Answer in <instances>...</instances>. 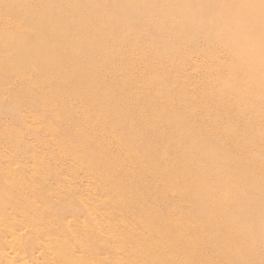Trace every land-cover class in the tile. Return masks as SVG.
<instances>
[{"label": "bare ground", "instance_id": "6f19581e", "mask_svg": "<svg viewBox=\"0 0 264 264\" xmlns=\"http://www.w3.org/2000/svg\"><path fill=\"white\" fill-rule=\"evenodd\" d=\"M103 4L107 9L100 8ZM121 11H135L136 18L128 22L127 16L118 17ZM169 27L177 28V34L169 36ZM99 40H105L104 46H90ZM139 43L147 52L136 48L134 58L123 56L126 47L132 51ZM203 52L223 59L219 67L208 60L200 72L215 77L213 83H206L204 100L183 88L194 78L190 66L197 59L192 64V54ZM164 57L166 62H161ZM88 58L109 65L120 80H113L108 89L106 83L98 85L95 81L109 82L111 75L103 74L104 68L101 73ZM165 64L171 71L163 68ZM134 73L164 82L162 90L152 95L162 107H158L162 116L146 113L143 107L126 114L139 102L133 104L137 98L133 101L131 91H144L142 83H134ZM115 85L126 90V96L116 94ZM173 86L180 90L172 97L167 92ZM236 99L244 104L237 105ZM185 101L189 108L203 105L215 112L207 111L206 118H200L193 110L178 121ZM4 106L28 114L27 130L55 126L57 131L34 132L38 150H21L18 161L7 158L15 169L25 161L23 170L14 174L0 165V177L10 179L0 187V204L15 194L10 213L0 219V225H9L0 230V264H225L226 256L212 258L199 250L198 241L179 247L176 238L183 234L180 229L175 232L169 219L172 213L185 214L187 224L201 220L207 232L218 233L216 219L221 213L216 204L207 202L206 195L212 194L207 181L215 184L213 190L219 181H229L232 188L228 184L223 194L237 190L233 196L239 201L233 207L254 205V213L244 222L264 219V178L253 197L237 186L256 167L250 156L259 159L258 153H264V0H0V112ZM233 112L242 116H229ZM212 116L222 120L227 138L233 135L242 141L237 145L247 150V157L233 162L238 166L234 174L227 170L228 161L217 165L219 171L215 165L210 173L199 171L205 177L198 184L183 164L191 150L199 153L205 142L189 122L208 124L214 121ZM216 133L208 130L207 141L215 143L204 151L217 161L226 142ZM245 135L254 139L252 148L246 149L241 139ZM22 143L15 142V149ZM43 148L46 154L40 153ZM58 151H65L67 158L57 157ZM49 161L58 164L54 170L66 165L69 179L36 173L45 171ZM258 164L263 175L264 165ZM72 180H79V186L70 188L66 182ZM164 191L174 196L175 203L162 196ZM160 204L167 213L158 211ZM77 210L85 211L83 220ZM246 225L238 221L236 226L243 230ZM248 229L229 233L232 246L226 251L234 255L249 251ZM218 237L216 253H223L225 241ZM10 244L15 247L7 248ZM231 262L226 263L244 260L238 257Z\"/></svg>", "mask_w": 264, "mask_h": 264}, {"label": "rangeland", "instance_id": "374dc122", "mask_svg": "<svg viewBox=\"0 0 264 264\" xmlns=\"http://www.w3.org/2000/svg\"><path fill=\"white\" fill-rule=\"evenodd\" d=\"M105 4H107V3H105ZM106 6L107 5H104L103 4V5H100V8L101 7L102 8L104 7L103 9H105ZM129 12L132 13L131 16L128 14ZM135 13H136L135 11H128V12L127 11H124V12L121 11L117 15H118V17L121 16L123 18L127 16L124 20H126V21L129 22L132 17L134 19L136 18L135 17L136 16ZM128 16H130L129 17L130 19L128 18ZM2 18H3V16H2ZM123 18H121V19H123ZM133 18H132V20H133ZM113 25H116V24H114V23L111 24V26L114 28L115 26H113ZM28 28L29 29L30 28L31 29H35V26L34 25H30ZM170 30H171L172 33L171 32L169 33ZM170 30L168 29V33L170 34L169 36H172L173 34L174 35L177 34V28L171 27ZM133 35H131V36L129 35V37L132 38ZM98 43H100L99 44L100 46L98 45ZM94 44H96L95 45L96 46L95 48H99L101 46H104L105 40L103 41V43L101 42V40L97 41V43H96V41L95 42H92V44L90 46H94ZM140 44L141 43H139V46L133 48L132 51H131L132 48H127L126 47L127 50L124 51V53H123L124 55L123 56H125L126 58H129V59L134 58L135 57V52L138 51L137 49H139V48H141L140 51L147 52L146 50H143V48L140 46ZM117 46H121L120 43H118ZM166 53L169 54L168 52H164L162 54H166ZM129 55H130V57H129ZM160 55H161V53H160ZM169 55H167V56L169 57ZM192 55H193V57H191L192 64L194 63V60L197 59V60H195V63L193 65H191L193 68H191V66H190V71L193 74V77L194 78H193V81L190 84L183 86V88H187L188 87V89L194 90L195 93H196V96H200V98L204 100L205 97L204 98L202 97V92L208 87L207 84H209L211 81H212V83L215 81V77L214 76H208L207 77V75L204 76V74H201L200 72L203 70L204 64L208 60H213L212 61L213 62V66L219 67V66H221L220 62H223V59L220 56H216V57L214 56L215 57V59H214V57H210V54L209 53H205L204 54V52H203V54L202 53H199V54L196 53V54H192ZM153 56H155V55H153ZM161 56H163V55H161ZM155 57H157V55ZM218 57H220V58H218ZM206 58H207V60H206ZM163 59H161V62L162 61L163 62H166V59L167 58L164 57ZM95 60H93V59L91 60L90 58H88L87 59V62L88 63H92V64L94 63V65H96V66L98 64L99 67L97 66L98 67L97 69H99L101 71V73H102V69L104 68V70H103L104 73L103 74H105L107 77L109 75L108 73H110V75H111V76H109L107 78V79H109V82L101 81L102 79L101 80L98 79V81L99 82L101 81V83H99L98 81H95L98 85H101L102 86V85H104L106 83L107 84V89H108L113 84V80H116V81H117V79L120 80L121 75L112 72V70L110 68H108V67H110L109 65H107L106 63H103L102 61H99V60H96L95 61ZM219 60H220V62H219ZM101 62H102L103 65L102 64H99ZM100 65H102V66H100ZM165 65H164L163 68L164 69L166 68L165 70L167 72L168 71H171V67H169V65L168 66L166 65V67H165ZM152 67H154V66H152ZM149 68H150L149 69L150 72H155L156 71L155 69H152L151 67H149ZM140 69H142V68H140ZM120 70L122 71L123 70V67H121ZM197 73H198V75H197ZM199 73H200V75H199ZM137 75L138 74H136V73H134L132 75L133 79H136L134 81H137V82H134L133 80L132 81L134 83H137V85H141V83H142V86L144 88L143 89L144 91L143 92L142 91H138V93L137 92H134V91H131V94L134 95L133 96V98H134L133 101H135V98H137L136 102L133 103V104L135 105L138 101L139 102L135 106L132 107L133 109H131L130 112H126V114L135 113L134 111H136V110L138 111L140 108L142 109V107H143L142 110H144L146 113H148V112H154L156 114V112H159V115H158V113L156 115L157 116H162L163 111L162 110L158 111L160 108L162 109V107L159 106L158 103H154L153 98L155 97V94H157V92H160L162 90V88H163L162 87V84L164 82H162L160 79H157L156 78V80L158 81L157 82L155 79H152L151 77H147L149 79H147V78L146 79H142V78H140L141 76H139V75L137 76ZM138 77H139V79H138ZM112 78H114V79H112ZM151 79H152V81H150ZM147 84H148V86H147ZM149 86H151V90L150 89H147ZM160 86H161V89H158V88H160ZM229 87L231 88V86H229ZM114 89L116 91V94L121 93V95L123 94L122 96H126V94H125L126 93L125 92L126 90L120 88L117 85H115ZM123 90H124V93L122 92ZM179 90H180L179 87H174L173 86V88H171V91L167 92L168 93L167 95L172 96V97L174 95L176 96V94L178 93ZM155 91H157V92H155ZM144 93H146V94L149 93V94L145 96ZM172 93H173V95H172ZM139 94H140V96L141 95L142 96L139 97ZM152 95H154V97ZM145 97H147V98H145ZM236 100L237 101H235V102L237 103V105L244 104L243 102L239 101L238 99H236ZM185 103H186V101H185ZM188 104H189V102L187 101V103L185 104L186 105V109L185 110L182 109L181 110V113L182 114L180 113V115H178L179 117H177L178 121H179V119L180 120L184 119L185 118V115L188 114L191 111L193 112V110H196L198 112L200 118L202 116H203V118L205 116H207V111L215 112L213 110H209V107L206 108L203 105L202 106L201 105L200 106H197V107H195V109L193 107L192 108H189L187 106ZM256 104H259V103L257 102ZM139 105H141V106H139ZM156 106H157V111H155L156 110ZM208 106H210V104H208ZM4 107L5 108L3 110H1V112H0V152H1L2 156H3L2 159L0 157V165L3 166V167H5V170L6 171L15 174V170H23L25 168V166H26L25 165V161H19L18 167L15 169V164L14 165H9L6 162L7 158L8 159H12L14 161L15 160L18 161L19 160V156L21 157V154H20V151L21 150H24V149H26L27 151L28 150H38L40 148V146L38 144V140L35 139L33 136H31V135L34 134V132L41 131V132L44 133V135H47L48 133H50V132L51 133H54V131H57V130H56L55 126H51L48 129H41L39 126H37L38 129H35V130H27V128L30 125V121H31V119L28 117V114H26L21 109H19L18 111H15V108L14 107L13 108H10V109L6 108V106H4ZM158 107H160V108H158ZM153 109H155V110H153ZM12 112L14 114H12ZM239 115H241V113ZM239 115L236 114L235 112L229 114V116H233V117L234 116H239ZM213 119H214V121L213 122L210 121L208 124H206V123L205 124H202V123H200V124L199 123H194L196 121H191L192 123L189 122V125L193 126L194 129L196 130V132L203 134L202 142H205L204 144L203 143L202 144L200 143L202 146L199 145V147L201 149L203 148V150H200L199 153L197 151L194 152L195 149L194 150H191V156H190V158H187V160H185V162L183 164V167L187 171H190L191 172V174L193 176V179L196 181L195 183H198V184H200V183L203 184V182H204V179L203 178L205 177L204 175H200L199 171L210 173V172L214 171V170H211L214 167V165L216 167V170L215 171H219L217 165L219 163H221V162L225 165V163H227V161H228V163H227L228 169L227 170H228L229 173L234 174L238 170L237 169L238 166H237V162H235V163H233V162L235 160H238V159H242L244 157H247L246 156L247 155V150H243V148H239L238 147L239 143L242 142V141L237 140V138L233 137V135H231V136L228 135L229 137L227 138V134L229 132L228 133H224L223 128H222V126H223L222 120L219 121L216 117H213L212 116V120ZM163 129H165V128H163ZM207 129L208 130H214L215 132L218 131L219 133H216V134L222 135L223 136V140H225V142H226L225 147L224 148L221 147L222 148L221 153L218 154L220 157L218 155H216L220 160H217V161H216V159L215 160L214 159L213 160L212 159L210 160V158L206 156L208 154H205L206 153L205 152L206 149H210V148H208V146L209 145L211 146L213 143H215V142H211L210 143L209 141H207V139H206V137H207L206 136V133H208V130ZM205 130H207V132ZM149 132L150 131H147L146 134H149ZM225 132H227V131H225ZM249 136L250 135H247V136L245 135L244 138L243 137L241 138L245 142L246 149L249 146L252 148V146H253V143L252 142H254V139H252ZM47 139H48V137H47ZM49 139L52 141V139L50 137H49ZM49 139H48L47 143H49V145H50L52 142ZM20 141H22L23 143L20 146L18 145V147L15 149V142H17V143L20 144ZM159 142H162V141H159ZM162 143H159V144L156 143V146H158L159 148H162L161 147V144ZM184 143L186 144V142H184ZM150 144L151 143H149L148 145H150ZM217 145H218V143H216V146ZM11 147H13V148H11ZM235 147H238V148H235ZM53 148L56 150V147L53 146ZM40 153L41 154H46L45 148H43ZM226 154L229 155V158H226ZM258 155H259V159L250 156V158H252L254 160L256 167L254 169L250 170L249 172L245 173L246 176L244 177V179L240 180V182L238 181V183H240V185H237V186H239V190H242L247 196H252V197L253 196H256V193L254 192L255 189H256V186L264 178V176H263L264 174L262 175V171L259 169V166L260 165L258 164V163H261V164L264 165V153H263V151H260L258 153ZM57 157H60V158L65 157V158H67V153L65 151H58L57 152ZM166 158H168V157L166 156ZM245 159H247V158H245ZM216 162H217V164H216ZM68 165L75 167L74 165H71L70 162L68 163ZM230 165H231V167H229ZM52 168H58V164L54 163L53 161H49V163L45 165V171H43V172H36V173L46 174V177H52L53 175H58L59 178H60L59 180H61L62 178H66L67 177V171L68 170H67L66 165L63 166L62 168H59L58 170H54ZM208 169H210V170H208ZM251 171H253V172H251ZM260 174L262 176H260ZM255 175H257V176L255 177ZM45 179L47 180L48 178H45ZM7 180H10V179L4 180L3 178L0 177V187ZM243 180H245V181L242 182ZM78 181L79 180H75V181L72 180V181H68L66 183H67L68 186H70V188H72L74 186H79V182ZM218 183L219 184H218L217 190H213L215 184L212 181H207L206 184H205V186H209L210 187V193H212L211 195H206V196H209V201H207V202L216 204L218 206L217 207L218 211L221 213V214H219L217 216V219H216V221L218 222L217 224L219 225V227H218V231L219 232L218 233H209V232H207V230L204 227V222L201 221V220L198 223H196L198 226L200 225L203 228V230L200 232L199 231V228L197 227V225L192 224L193 226H191V225L187 224V217L188 216H186L185 214H183L182 216L181 215L179 216V214H177V213H172L170 215V217H169V219H171L172 222L174 223V226L172 228L173 229L175 228V232H177L180 229V232L183 234L180 238H176L177 245L179 247L187 246L189 243L191 245H193L194 244L193 240H194L195 242L196 241L199 242V245H198L199 250H203L204 252L207 253V255L211 256L212 258L213 257L220 256V254H223L224 256H226L222 260V261L225 262V264H228L226 262H231V261L235 260L238 257H242L243 258L244 263H242V264H245V262H246V264L247 263L248 264H264V234H263L264 233V219H262L260 221L259 218L256 219L254 217V219H255L254 221H250L249 220L248 221L249 223L246 222V221H245L246 222L245 223L244 220H246V218L249 217V213L250 212H253L255 210L254 205L253 204H250V205H247L246 207L239 205L238 207H233L239 201L236 196H233L236 193L237 190L229 189L231 191V193L228 194V195H224L223 194V190L228 187L227 185L229 184V181H219ZM234 184H236V181H235ZM11 185L12 186H15V178L12 179ZM137 186H140V185L137 184ZM229 186L232 188L231 184H229ZM233 188H234V186H233ZM98 194H99V191H96V194H95L96 197L98 196ZM10 195L13 197L15 194L14 193H10ZM162 196L165 197V198H169L168 200L170 202L175 203L174 196L171 195V197H170L166 191H164V193H162ZM12 197L7 198L2 204H0V219L3 218V217H6V215H8L10 213L11 206L13 205V202H14V199ZM249 203H251V202H249ZM164 204L163 205L160 204L156 208L158 209L159 212L167 213L166 210H165L166 207L165 208L163 207ZM133 205L135 206L136 205V202H134V203L132 202L131 203V206H133ZM187 205H189V203L186 202V206ZM86 208L87 209H90L91 207L87 205ZM84 212H85L84 210L82 212L77 210V212H76V213H78L79 218L82 219V220L86 216V214ZM224 214L227 215L226 218L223 217ZM127 217L130 218V215L127 214ZM238 221H241V225H244V224L246 225L247 224L246 225V228L247 229L249 228L248 229L249 230L248 233L249 234H252V237L249 238V240H251V243H249V251H247L245 253H242V254L239 253L237 255H234V252L233 251H226V250H229L231 248V246H232L231 243H228L231 240V238H229L228 235L232 231H234V232H238L239 230L241 232L246 231V228L242 230V228H239V227L236 226L237 223H238ZM252 222H254V224ZM5 227H9V225H3V224L0 225V230L3 229V228H5ZM218 235H220V239L222 241H225V243L221 246V248L224 250L223 253H216V249L215 248H216V246L218 244V240H219ZM235 236H236V234H235ZM240 236H241V234H238L236 237L239 238ZM11 238L15 239V235L13 237H11ZM3 244H6V243H3ZM9 247H15V244H10L7 248H9ZM143 247L144 248L147 247L146 243L143 244ZM213 248H214V251H213Z\"/></svg>", "mask_w": 264, "mask_h": 264}]
</instances>
